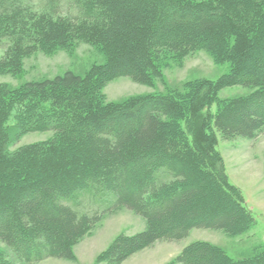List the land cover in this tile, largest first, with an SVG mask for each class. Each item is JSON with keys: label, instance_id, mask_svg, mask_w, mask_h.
Here are the masks:
<instances>
[{"label": "trees", "instance_id": "1", "mask_svg": "<svg viewBox=\"0 0 264 264\" xmlns=\"http://www.w3.org/2000/svg\"><path fill=\"white\" fill-rule=\"evenodd\" d=\"M78 44L103 63L82 75L0 85V245L18 263L72 261L73 247L121 209L145 229L119 236L99 264H122L193 229L247 232L253 217L228 182L215 135L252 140L264 131V0H0V75L35 52ZM197 51L227 64V73L105 102L110 81L150 85L170 61ZM234 86L248 94L218 99ZM10 131L15 141L52 137L11 153ZM0 264L15 262L0 249ZM168 264H264V246L235 260L193 242Z\"/></svg>", "mask_w": 264, "mask_h": 264}, {"label": "rangeland", "instance_id": "2", "mask_svg": "<svg viewBox=\"0 0 264 264\" xmlns=\"http://www.w3.org/2000/svg\"><path fill=\"white\" fill-rule=\"evenodd\" d=\"M35 6L40 0H29ZM0 48V57L2 56ZM103 63V57L85 44H78L72 51L56 50L51 53L35 52L25 58L20 70L13 74L0 75V85L9 89L24 84L52 81L66 73L82 75L92 64ZM227 64H217L204 51H197L170 61L161 69V78L150 85L137 84L128 78L110 81L102 89L106 103L120 104L128 99L149 94L181 91L185 84L195 80L215 81L227 73ZM248 90L239 86L221 90L218 99L245 96ZM213 104L211 112L214 113ZM12 126V120L8 122ZM9 152L21 147L47 141L52 134L30 133L18 141L9 132ZM216 150L221 156L225 174L230 185L235 187L242 203L253 217V226L237 237H229L220 230L193 229L187 237L174 242L158 241L152 246L130 256L122 264H168L189 244L205 242L222 249L232 259L247 258L256 247L264 246V131L255 139L235 138L225 140L216 133ZM145 229V222L130 211L121 209L100 219L95 227L72 249L74 259H48L38 264H99L98 257L119 236H133ZM9 260L15 261L10 252L0 245ZM104 264V263H100Z\"/></svg>", "mask_w": 264, "mask_h": 264}]
</instances>
